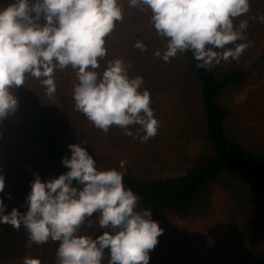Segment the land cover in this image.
Here are the masks:
<instances>
[{
    "label": "trees",
    "instance_id": "16d2710c",
    "mask_svg": "<svg viewBox=\"0 0 264 264\" xmlns=\"http://www.w3.org/2000/svg\"><path fill=\"white\" fill-rule=\"evenodd\" d=\"M13 2L0 0V8ZM119 2L123 19L105 37L107 55L96 71L102 74L109 61L123 59L130 77H143L140 91L150 92L157 135L141 142L139 125L129 126L133 136L117 126L107 133L97 129L75 109L78 81L71 67L56 70L57 90L51 97L39 80L27 75L12 90L17 111L0 121V174L5 178L0 196L7 211L17 207L26 212L31 182L37 175L47 181L67 172L62 158L70 157V144L80 143L99 170H120V161H126L125 187L140 197L139 210L150 209L163 229L149 264H264V23L251 19L264 15V0H250L249 13L234 19V25L248 20L244 35L250 46L238 60L210 70L198 69L191 52H178L169 62L157 57L166 39L153 28L151 11ZM137 41L145 50L135 47ZM195 143L198 149L192 153ZM177 166H185V172L173 175ZM216 197L222 203L223 238L202 252L191 247L192 235L170 230L171 223L218 214ZM97 226L85 223L79 232L93 236ZM58 246L52 240L28 246L23 227L0 224V264H23L25 257L57 264Z\"/></svg>",
    "mask_w": 264,
    "mask_h": 264
},
{
    "label": "clouds",
    "instance_id": "9594fccd",
    "mask_svg": "<svg viewBox=\"0 0 264 264\" xmlns=\"http://www.w3.org/2000/svg\"><path fill=\"white\" fill-rule=\"evenodd\" d=\"M128 4L151 11L153 28L166 39L163 53L155 55L165 62L178 52H191L198 69L210 70L238 60L250 46L244 35L248 20L234 25L235 18L249 13L250 0H128ZM123 15L119 0H14L0 8V121L17 111L19 101L12 90L23 85L27 75L39 80L51 97L57 90L54 73L71 67L78 81L73 87L75 109L97 129L107 133L117 126L133 136L129 126L139 125L144 132L141 142L157 135L150 92L140 91L143 77H130L123 59L109 61L102 74L96 71L107 55L105 37ZM251 19L264 23V15ZM135 47L143 51L146 46L137 41ZM68 147L71 155L62 158V164L69 170L47 181L37 175L26 212L17 207L7 211L0 196V224L23 227L28 246L59 242L57 264H104L106 249L107 264H149V253L163 229L150 209L139 210L140 197L125 187L126 161H120V170H99L80 143ZM4 188L0 174V193ZM94 222L102 234L79 232L82 225L92 227ZM23 264L41 262L25 257Z\"/></svg>",
    "mask_w": 264,
    "mask_h": 264
},
{
    "label": "rangeland",
    "instance_id": "374dc122",
    "mask_svg": "<svg viewBox=\"0 0 264 264\" xmlns=\"http://www.w3.org/2000/svg\"><path fill=\"white\" fill-rule=\"evenodd\" d=\"M249 88L245 89L238 97L235 99V103L238 104L243 101L247 93L249 92ZM198 149V143L192 145L190 150L192 153H196ZM186 170L185 166H177L174 169L173 175L183 174ZM222 203L219 198L215 199V208L217 209L218 214L208 217L206 219H201L196 222H181L179 220H173L171 223L170 230H175L177 233H183L184 231L188 234L192 235L194 241L192 242L191 247L197 248L202 252H207L210 250L212 244L218 240L223 238V230L221 229V219L222 214L220 213V207ZM103 229H97L93 235H100L103 233Z\"/></svg>",
    "mask_w": 264,
    "mask_h": 264
}]
</instances>
